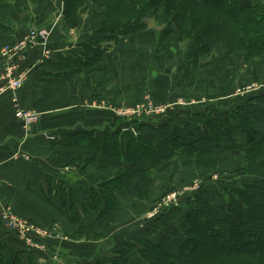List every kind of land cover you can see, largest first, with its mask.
<instances>
[{"label": "trees", "instance_id": "trees-1", "mask_svg": "<svg viewBox=\"0 0 264 264\" xmlns=\"http://www.w3.org/2000/svg\"><path fill=\"white\" fill-rule=\"evenodd\" d=\"M8 1L0 0V3ZM31 1L40 6L43 0ZM27 2L24 0L28 5ZM62 4L61 22L66 29L77 28L80 14L90 16L96 25L87 30L76 50L57 53L55 61L47 60L58 70L52 75L81 74L95 68L121 36L145 31L151 19L161 25L159 43L156 46L155 42L154 47L155 60L175 32H178L177 41L188 45L181 52L193 71L201 66L199 57L208 58L203 68L209 66L211 57L229 56L236 51L242 52L246 59L264 56V0H62ZM4 27L5 23L0 21L3 32ZM245 97L220 120L206 116L205 112L191 113L190 121L185 122L189 127L171 126V119L159 123L140 120L133 123L137 130L134 134L123 131L122 119L111 114V124L84 128L69 137V144L84 145L89 151L88 156L77 157L83 169L98 158L101 162L98 166L101 175L90 177L85 188L87 202H78L74 190L47 178L45 194L59 197L72 223L80 222L79 210L93 211L95 221L103 220L118 206L120 196L129 191L134 181L152 177L172 158L182 157V169L192 170L188 176L206 174L210 158L225 151L223 143L229 138L240 137L245 164L237 172L254 178L249 183L225 186L223 209L208 198L209 194L203 190L204 181L181 205L146 220L144 232L122 243L112 258L91 264H264V111L259 113L255 102L264 97V90ZM247 110L262 118L260 126L251 128ZM200 132L207 137L205 145L198 135ZM108 160H119L120 166L109 170ZM147 193L138 190L136 195L141 198L150 195ZM181 209L185 213L177 226L180 237L167 249L154 236L158 229L164 230L157 221ZM72 236L101 237L97 233L77 231ZM37 258L32 250L14 251L0 243V264H40Z\"/></svg>", "mask_w": 264, "mask_h": 264}, {"label": "crops", "instance_id": "crops-1", "mask_svg": "<svg viewBox=\"0 0 264 264\" xmlns=\"http://www.w3.org/2000/svg\"><path fill=\"white\" fill-rule=\"evenodd\" d=\"M21 34L19 30L8 35L0 29V46L16 40ZM57 34L53 33L50 39L51 61L56 60L57 53L76 50L72 45L73 49L67 46ZM111 54L84 73L63 72L56 76L52 74L58 73V70L43 60L40 47L35 48L26 55L20 66L28 71L24 86L0 95V211L10 205L17 215L41 227L57 225L64 235L61 238L43 239L45 248L40 250L27 246L19 237L5 232L0 224V243L14 251L32 250L40 264H91L96 260H109L122 243L144 232L148 218L138 217L148 205L140 202L137 191L155 194L170 186L163 174L166 171L163 165L162 170L152 177L134 181L129 191L119 198V201L124 199L120 203L122 209L112 216L95 221L93 211L83 213L79 210L81 220L78 223L69 221L58 196L45 194L47 178L51 177L63 183L67 189L74 190L78 202H87L85 188L90 184L89 178L101 175L99 158L84 169L80 166L77 157L88 156L89 151L84 145L69 144V137L84 128L105 127L111 122L109 111L86 105L91 100H101L107 92L114 99L117 95L116 88L110 93V86H115L121 78L118 69L107 87L103 72L105 66L113 61ZM15 100L22 107L38 112L39 121L27 127L20 123L14 115ZM255 102L264 111V99ZM227 103L230 104L229 101ZM246 116L252 121L251 128L260 126L261 117L251 113ZM107 162L109 170L120 166L119 160ZM123 213L128 216L127 219L122 218ZM184 213L185 209H181L157 221L164 230L158 229L154 236L165 248L171 249L175 239L180 237L177 226ZM76 231L97 233L103 237L95 241L84 237L76 239L72 236Z\"/></svg>", "mask_w": 264, "mask_h": 264}, {"label": "rangeland", "instance_id": "rangeland-1", "mask_svg": "<svg viewBox=\"0 0 264 264\" xmlns=\"http://www.w3.org/2000/svg\"><path fill=\"white\" fill-rule=\"evenodd\" d=\"M27 3L28 5L24 3V0H10L0 3V21L6 25L4 27L5 32L2 31L3 33H8L9 35L21 30L22 34L17 38L19 39L30 30L41 28V26L52 27L51 36L53 33H58L67 46L71 47L72 45L77 49L78 42L83 39L87 30L96 25H93L90 16L80 14L78 15V20H76L77 28L66 29L61 22L64 7L62 0H43L40 6L38 4L33 5L31 0H28ZM147 24L148 27L143 32L121 36L117 44H113L110 53L107 55L109 56L112 53L113 61L106 65L103 71L106 87L109 86L107 84L111 82L110 79L116 72V68L118 69V76L121 77L116 81L115 86H110L112 88L110 93H112L114 88L117 90L115 91L117 94H115V99L110 97L107 92L101 100H91L86 104L88 107H98L101 108L100 110H107L115 118L122 119L121 127L123 131L130 130L136 134L137 130L133 123L135 121L140 122V120L159 123L162 119H171L173 121L171 126L177 127V124H186L189 127V124L185 122L190 121L191 113L198 112H205L206 116L220 120L228 116L231 113V109L234 110L239 101L247 99L245 97L247 94H251V92L252 94H257L264 90V56L246 59L240 51H236L229 56H210L209 66L203 68L201 67L208 58L205 60L199 57L201 66H198V71H196L197 69L193 71L189 61L183 60L181 51L188 45L186 42L179 43L177 41L178 32H175L166 40L164 51L155 60L153 55L154 47L155 42L156 46L159 43L158 35L161 25L153 19L148 20ZM51 41L49 40L48 50H46L48 54L46 56L42 54L45 62L52 54ZM6 43L9 42L4 44ZM73 47L71 48L73 49ZM35 48L38 47H33L29 52ZM119 59L120 61H118ZM125 63H127L126 67ZM225 99L228 100L225 102ZM261 99L263 100L264 97ZM228 101L230 104L227 103ZM147 102L153 103L154 107H157V105L163 106L164 110L162 112H153L148 116L143 115L139 118L136 116H121L113 110L114 108L120 110L127 108L130 110L136 105L144 108ZM244 106L247 107L248 104ZM257 110H259V113L263 112L259 108ZM245 113L247 115H250V113L254 114L250 110L245 111ZM177 118L180 119L177 120ZM230 122L231 120L229 119V124ZM225 124H227L226 121ZM198 135L201 137L202 145H205L207 137L202 132ZM239 139L240 137L229 138L227 142L223 143L225 151L217 153L212 159L210 158L206 174L202 172V175L188 176L192 170L182 169L180 165L182 157L169 160L166 171L163 174L168 178L167 183L170 186L166 190L164 189L155 194L139 197L140 202L145 203L144 205H148V207H146L145 212L140 213L138 219L147 218L148 213L153 211L163 197L171 196L174 192L178 194L179 191H190L189 193H182L179 202V205H181L184 198L197 192L204 181L206 183L203 190L209 194L208 198L212 200L217 208L223 209L226 197L222 189L225 186L239 182L249 183L254 179L252 176L237 172L245 164L243 160L244 154L240 151L241 144L238 142ZM194 185H198V187H195V190L190 189ZM121 201H124V199ZM121 201L105 218L122 209V206H120ZM121 215L125 219L128 217L124 213ZM23 219L31 221L27 218ZM33 223L36 224L35 222ZM51 227L52 232L48 238H61L64 236L57 225L48 228ZM42 228L46 229L47 227ZM102 237L103 235L92 240H99ZM203 249L206 252V249Z\"/></svg>", "mask_w": 264, "mask_h": 264}, {"label": "built area", "instance_id": "built-area-1", "mask_svg": "<svg viewBox=\"0 0 264 264\" xmlns=\"http://www.w3.org/2000/svg\"><path fill=\"white\" fill-rule=\"evenodd\" d=\"M51 33L52 27L41 26V28L26 32L24 36L6 43L0 48V95L6 91H17L24 86L28 71L25 68L21 69L22 61L33 47L42 48V54L46 56ZM113 110L121 116H136L139 118L143 115L148 116L153 112H162L164 107L158 105L154 107L153 103L147 102L144 108L136 105L130 110L127 108L125 110L114 108ZM14 115L25 127L37 123L40 119L38 112L22 107L16 100L14 101ZM195 187L197 188L198 185H194L190 189ZM184 192L189 193L190 191H179L178 194L174 192L171 196L163 197L153 211L148 213L147 218H153L165 209L178 206ZM0 223L5 230L15 233L27 246L40 250L45 248L42 240L50 237L52 232V227L45 229L32 221L21 218L10 205L3 207L0 211Z\"/></svg>", "mask_w": 264, "mask_h": 264}]
</instances>
